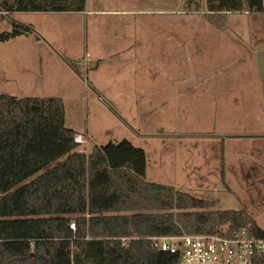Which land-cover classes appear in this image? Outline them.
<instances>
[{"label": "rangeland", "instance_id": "1", "mask_svg": "<svg viewBox=\"0 0 264 264\" xmlns=\"http://www.w3.org/2000/svg\"><path fill=\"white\" fill-rule=\"evenodd\" d=\"M205 10L206 0H86L81 13H5L0 32L14 22L30 24L34 34L22 41L41 43L40 50L22 52L28 62L35 59V73L23 78L16 69V81H34L42 61L50 62L45 82L27 95L12 83L9 93L61 98L66 126L87 141L80 151L127 139L145 150L148 181L215 201L218 210H244L264 228V15L230 13L225 30L217 31L202 17ZM139 26L163 28L151 34L161 40L162 61L139 66L142 75L162 81L155 88L148 83L156 95L133 114L124 98L108 97L109 81L127 70L108 66L106 47L122 36L116 28ZM11 43H0L2 74ZM62 61L73 65L74 80L57 76Z\"/></svg>", "mask_w": 264, "mask_h": 264}, {"label": "trees", "instance_id": "2", "mask_svg": "<svg viewBox=\"0 0 264 264\" xmlns=\"http://www.w3.org/2000/svg\"><path fill=\"white\" fill-rule=\"evenodd\" d=\"M86 0H3L0 11H83ZM264 14V0H206L202 17L223 30L230 13ZM34 34L13 23L0 43ZM72 65V63H70ZM73 67V65H72ZM59 97L0 92V264H175L155 236L264 228L244 210L147 180L143 148L124 139L79 151Z\"/></svg>", "mask_w": 264, "mask_h": 264}, {"label": "crops", "instance_id": "3", "mask_svg": "<svg viewBox=\"0 0 264 264\" xmlns=\"http://www.w3.org/2000/svg\"><path fill=\"white\" fill-rule=\"evenodd\" d=\"M2 2L3 0H0V5ZM71 12L81 13V11L80 12L71 11ZM99 12H101V10H99ZM14 13H19V12H14ZM249 15H264V14H249ZM211 27L213 26L211 25ZM213 28L217 31L225 30V28L223 30H218L215 27ZM115 30L119 35L122 36L119 37L117 43H115L114 45L113 43H110L108 47H106V50L109 51L108 53L112 55L111 64H109L108 66H110L112 70L115 67H119V69H115L119 71H120V67H124L126 68L127 73H125L121 78H118L116 80L111 79L109 81V83H112V85L108 83L109 86L107 87V94L109 92L111 96L108 97H112V98H121V97L124 98L125 100L124 107L127 108L126 109L127 112L133 114L139 113L140 109L138 107L141 106H143V108L145 107L141 102V100L149 97L154 98L156 95L155 90L148 89V83L154 84V88H155L157 83H161L162 81L161 76L142 75L144 72L143 73L141 72L139 66L145 63L147 65H152V60L155 62L157 61V59L162 61L161 54L157 53V50H160L162 47L161 40L158 39L157 41V38L156 37L152 38L151 34L155 33L156 36V33L158 32V34H160L163 28L161 26L159 27L139 26L135 28L122 27V28H116ZM132 34L143 35V38L141 37L136 40L133 38L132 40V36H131ZM30 36L31 35L20 36L11 39L10 41L3 42V43L15 42V43H11L12 54H9L11 55V57L7 58V64H6L7 70L4 74L0 73V92L10 94L9 93L10 89H14V86L11 84L16 83L18 84L16 89L20 91L22 95H27V93H30L39 84L46 81L47 77L44 79L45 81L42 78L44 77V73H47L50 69V62L48 60L46 61V64L42 61L41 72H39L40 75L37 76L36 79L32 82H27L25 79V83L21 84L20 81H16L15 78L17 76L13 74V71H15L16 69L20 70V73H23L22 75H20V76H24L23 78H25L27 74L35 73V68L37 66L35 64V59L32 58L31 61L28 62L22 57V52L26 50H32L33 52L36 51V49L37 50L41 49L40 48L41 43H39V41H37V43H34L33 41H22L23 38H29ZM147 44H150L148 48H147ZM157 44L160 45L157 47ZM46 46H47L46 47L47 50H49L50 47L48 45ZM145 58L146 60L144 61ZM148 58L150 60L147 62ZM102 59L103 58H97L98 61H101ZM13 63H15V65ZM134 64H136L138 67H134ZM58 67L61 68L60 71L62 72V74L58 73L57 76L61 75L65 77L66 80L68 79L74 80V76H76V71L72 66L62 61L61 64H58ZM43 68L46 69V72L43 70ZM99 68L101 69V65L100 63H97V70ZM97 89L100 93H102L103 89L99 85ZM79 135L80 134H78L77 136ZM188 167L189 165H185L186 170H188Z\"/></svg>", "mask_w": 264, "mask_h": 264}, {"label": "built area", "instance_id": "4", "mask_svg": "<svg viewBox=\"0 0 264 264\" xmlns=\"http://www.w3.org/2000/svg\"><path fill=\"white\" fill-rule=\"evenodd\" d=\"M5 13L0 11V17ZM75 139L86 144L81 135ZM150 239L154 247L176 255L175 264H264V238L251 236L246 229L233 236L193 234Z\"/></svg>", "mask_w": 264, "mask_h": 264}]
</instances>
